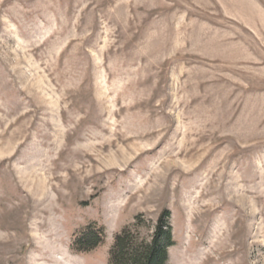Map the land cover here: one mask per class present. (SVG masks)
Returning <instances> with one entry per match:
<instances>
[{"label": "rangeland", "instance_id": "rangeland-1", "mask_svg": "<svg viewBox=\"0 0 264 264\" xmlns=\"http://www.w3.org/2000/svg\"><path fill=\"white\" fill-rule=\"evenodd\" d=\"M167 210L166 264H264V0H0V264Z\"/></svg>", "mask_w": 264, "mask_h": 264}, {"label": "trees", "instance_id": "trees-1", "mask_svg": "<svg viewBox=\"0 0 264 264\" xmlns=\"http://www.w3.org/2000/svg\"><path fill=\"white\" fill-rule=\"evenodd\" d=\"M169 217L168 210L158 217L149 242H138L127 229L123 230L115 238L110 264H166L168 249L174 244ZM101 242L100 231L91 228L78 237L75 244L80 251H90Z\"/></svg>", "mask_w": 264, "mask_h": 264}]
</instances>
